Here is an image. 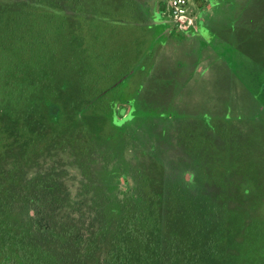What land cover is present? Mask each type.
Masks as SVG:
<instances>
[{
    "label": "rangeland",
    "instance_id": "rangeland-1",
    "mask_svg": "<svg viewBox=\"0 0 264 264\" xmlns=\"http://www.w3.org/2000/svg\"><path fill=\"white\" fill-rule=\"evenodd\" d=\"M169 2L0 0V264H264V0Z\"/></svg>",
    "mask_w": 264,
    "mask_h": 264
},
{
    "label": "built area",
    "instance_id": "built-area-1",
    "mask_svg": "<svg viewBox=\"0 0 264 264\" xmlns=\"http://www.w3.org/2000/svg\"><path fill=\"white\" fill-rule=\"evenodd\" d=\"M166 14L175 22L177 28L180 30H186L192 24L189 0H170Z\"/></svg>",
    "mask_w": 264,
    "mask_h": 264
},
{
    "label": "crops",
    "instance_id": "crops-1",
    "mask_svg": "<svg viewBox=\"0 0 264 264\" xmlns=\"http://www.w3.org/2000/svg\"><path fill=\"white\" fill-rule=\"evenodd\" d=\"M197 1H200V0H197ZM199 6H201V4ZM208 6L209 7L207 9L201 8L200 10H198V13H195V11H193L192 15L190 14L192 24L188 28L189 29L188 35L190 36V40H194L192 42H196V40H199V38H200L199 32L202 29V27H205V29H209L211 26L210 22L208 21V18H209L208 16H209L211 10H213V8L211 7L212 6L211 3H209ZM197 22H198V25H197ZM200 39H202V38H200ZM206 48L207 47H203L202 51H206ZM211 54H210V57H211ZM190 55L192 56L193 54H190ZM210 57H209V59H207V62H209V63L212 60Z\"/></svg>",
    "mask_w": 264,
    "mask_h": 264
}]
</instances>
